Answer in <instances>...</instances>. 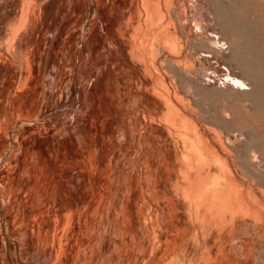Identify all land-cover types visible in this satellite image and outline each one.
I'll return each instance as SVG.
<instances>
[{
  "label": "bare ground",
  "instance_id": "obj_1",
  "mask_svg": "<svg viewBox=\"0 0 264 264\" xmlns=\"http://www.w3.org/2000/svg\"><path fill=\"white\" fill-rule=\"evenodd\" d=\"M10 1L13 14L10 13L12 15L9 14L7 17L4 15L5 12H3L4 19L0 21V141L5 139L7 144V141H9L7 139L8 132H5L8 127L10 128L13 126V122H16L15 124H19L25 118H33V115L35 114H37L36 117H38L40 105L42 103L45 104V110L42 111L41 115L43 121H39V124H41L42 127V130L40 129L41 133L39 134L37 127L30 129L27 128L28 131L22 139V141L26 143L21 141L25 145L24 151L25 149L30 152L31 150L35 152L38 151V155L36 153L34 154L37 155V159L36 156L34 158L35 165L31 164V166H34H32L33 169L29 168L30 165L28 166V163L30 162H28L27 157L30 155L26 156L27 153L26 155H23L21 162L22 169H24L22 173L26 174L32 179L35 185L34 190L36 189L37 192L41 193V196L38 199L39 203L44 206L42 210L46 208L45 213L41 212V215L37 214L28 220V225L31 226L33 232H35L34 239L37 237L38 240L35 241L32 238L27 239V232L25 235L23 232V234L21 233L20 230L22 228L24 229V227L21 228V225H19L21 222L18 223L16 219H14V222L10 225H8L9 223L6 224L7 228L10 226L12 229L14 228L16 231H19L17 232L20 234H18V239L21 245H25L22 252L24 253L25 250V252L30 256L32 262L35 264H77L79 258H82L81 253L87 249V246L86 248L83 246L85 241H87V238L89 236L92 238V235H99V232L101 231L100 226L102 223L100 222L104 217L105 212L103 213V209L105 210V205H113L116 202L118 204L119 200L117 195L119 192L116 190V188L120 189V192L124 191V195L121 194L123 199H121V195L119 198L121 199V202H126L128 204L135 202L133 200V196L137 193V191L140 192L142 190H152V188H155L156 185V187H162V192H164V195L167 198L169 194L178 200L184 199L185 194L182 195L183 197L179 194V182L178 179H175L177 177L173 175L171 159L173 156L176 157L177 154L182 153L181 151L177 153L174 150L175 144L173 145L172 143L174 140L176 141V139H182L179 137H183L185 133H178L177 135L175 132L178 130H175L174 133L176 135L173 134V136V128L183 129V131L188 134V137L195 143V148L198 149L200 156H202L201 160H204L205 162L204 164L206 166H204L207 169L206 172H212V170L215 169L222 172L223 174L225 172L230 174L239 173L240 175H243L253 181V183L255 181V185H264V138H261L260 135H258L260 134L259 131L257 133L252 128H238L235 126L237 122L239 123V121L236 120L235 114V112L237 113L238 110L242 111L243 113H247L249 116L258 114L264 115V38H262V32L264 31L262 30V34H260L259 31L262 28L259 29V27H262V23L259 25L258 21L260 20V17L258 19V16L255 12L257 11L255 8H257L259 5L256 7L257 4H255L254 8V4L250 3L249 0H231L230 5L225 4L226 0H185V2H182L181 0H0V4L4 5L8 2L10 3ZM227 1L230 3L229 0ZM58 2L59 4L61 3V6L59 5L60 13H58L63 16V19L61 18L60 21L57 22L56 20L59 17L58 14L57 18L54 17L56 20L51 19L50 22V20L48 21L47 16L52 13V9L55 8V5ZM186 2L188 4L194 2V4L198 7L196 9L199 10L201 17L204 19L203 21L206 24L205 26L207 27L206 35V31L203 30L205 31L203 32L205 35V37L203 35L204 38L199 37L201 32H198V28L203 27L202 29H206V27H204L202 20L199 21L197 17L192 16V13H194L193 15H197V11L194 12L195 9L192 10L191 16L193 17V21L195 23L194 27H198L196 31L199 34H197L196 31L195 32L200 39H193L192 35L195 32L192 31V26L187 28L190 25V20H188L187 16L189 11H187L185 6ZM255 3L258 2L255 1ZM97 4L98 7L96 6ZM95 6L97 7L96 10ZM3 7H5V5ZM191 7L189 8L190 11L193 9ZM7 9L8 8L6 5V10ZM4 10L5 9H3V11ZM91 14H94V17L92 20H90L87 27L85 28L86 21ZM1 16L2 15H0V17ZM53 16H55V13ZM74 24H77V26L72 29ZM67 30L68 32L65 34V31ZM191 32L192 34L190 35ZM208 32L210 34H208ZM55 40H57V42ZM44 42H46L48 45L45 57L43 56L44 51H42V49L44 50V47L46 46ZM78 43H81L80 51L78 49L80 44ZM43 44L45 46L41 48ZM76 44H78V46ZM67 45L71 46L68 48L69 58L67 57L66 51L64 49V46L67 47ZM75 46H77V49ZM228 49H230V51H228ZM43 61L45 62L43 63ZM67 61L69 62L67 63ZM79 61H82V63L81 66L77 68V66H79ZM89 61H94V67L97 69L96 72L88 69ZM120 61H123L126 66L133 65L132 62L139 63V73L141 77L140 83L138 78H135V76L130 73L127 68H121L118 66ZM105 63L107 66H105ZM41 64L43 66H41ZM37 65H39V70ZM168 79H170V81ZM125 80H127L126 83ZM143 80L145 82L149 80L150 87L148 85L146 86ZM148 82L146 84H148ZM137 84L138 93L135 94L136 89L134 90V86ZM83 89L84 91L82 92L81 90ZM48 95L50 98L47 97ZM212 98L222 99L226 102L225 106L220 110H218L219 108H216L217 110H211L212 106L209 103ZM113 100L117 102V104L115 103L114 105L117 107L119 119L122 123L117 135L115 134L116 131L113 128L114 122L112 120L114 113L112 107ZM145 102H147L150 106L145 105ZM134 103L138 106L141 105L140 107L143 108H141L142 110L139 111L141 116H139L140 113H138V116L140 118L142 117V121H139L141 125L138 123L139 117L137 119V117L135 118L133 114L132 106ZM17 105L19 106L16 108ZM194 106L196 108H194ZM49 107H53V110L50 109V111L52 110L51 113L48 110ZM196 109H199L200 111ZM47 110L50 114L49 117L44 115H49L47 114ZM43 116L47 117V119L44 120ZM241 118L242 117H240V120ZM56 119L59 121V123L52 126L51 123H54ZM199 121L202 122V127L204 129H200V126L197 125L196 122ZM214 129H219L220 133L216 132ZM37 132L40 136H36L38 135ZM21 138H19V140ZM117 138L121 141L120 146L123 144V147H119L118 145L120 148L118 155H121L119 161L123 158L126 160L124 161V166H122L124 168H122L121 165L117 166L118 155L115 154L114 150V143ZM91 144H95L96 150L99 149V154L96 153V150H93ZM28 146H30V148ZM4 150L8 151L9 148L5 147ZM130 150H132V153L135 152L133 157L128 154ZM177 151L179 150L177 149ZM233 157L234 159L238 158L239 161L237 159L238 162L235 163L233 161ZM176 161L178 162V160ZM177 164L178 163H176V167L178 166ZM191 164L192 163H190V166ZM18 166L21 167L19 163ZM84 167H87L89 170L87 169V171H85ZM192 167L193 166H191V168ZM193 168L191 169L192 171L190 170L191 172L196 173L199 170H195L196 167L194 170ZM19 170H21V168ZM177 171L178 170L176 169L174 173H177ZM156 174L160 176L158 177V181H156L157 184H154L155 182L153 181L154 179L151 178V175ZM179 174L181 173L177 174L178 177L180 176ZM189 174H184L185 177L181 174V177L184 178L183 180H186L185 178L188 176L189 179H191ZM118 176L122 177V179ZM207 176L209 177V175ZM200 177L199 180L205 181L204 177H202L204 180ZM221 177L222 176H220V178ZM26 178L28 179V177ZM137 178H139L140 182ZM218 178L219 176H217L216 179ZM220 178L219 182L224 180L223 178L220 180ZM229 178L231 180L229 181L232 182L234 181L235 177H226L227 180ZM231 178H233V180ZM236 179L246 182V180L241 177ZM194 180L195 178L193 181ZM199 180L198 182L195 180V183L203 185L199 182ZM30 181L31 180L28 182L30 183ZM219 182L218 185L220 184ZM9 183H11V181ZM14 183H16V179L15 181L12 180V185L9 184L11 189H14ZM192 183L190 187H193ZM234 183H236V181L232 184ZM180 184H182V182ZM232 184L229 185L231 186ZM189 185H187L188 188ZM218 185L216 183V186ZM225 185L227 184L225 183ZM229 185H227V187H229ZM234 185L236 186V184ZM249 187L247 186V188ZM229 190H231V188L228 189L227 192H230ZM31 192L30 194H33ZM206 192L209 193V191ZM184 193H186V191ZM214 193H212L213 196L215 195ZM239 193L242 194L241 190ZM148 194L143 195V197L139 195L142 198L140 202L143 203L144 200H150ZM151 194L154 193L151 192L150 196H152ZM202 195L205 194L202 193ZM242 195L241 197L244 196ZM206 196L210 197L209 195ZM225 196H222L221 198L223 201H225ZM214 197H216V195ZM228 197L229 196H227V198ZM241 197H237L236 199L235 196L234 199L238 200ZM250 197L251 196L249 195V204ZM257 197L259 198V196ZM34 198L32 200H34ZM152 198L154 197L152 196ZM167 198L165 199L166 213L164 214L167 219L172 220L173 223H175L178 212L174 207L175 204L173 205L171 203L172 200H167ZM185 198L186 199L180 202L185 201L184 203L186 204L187 201L188 203V194ZM199 199L200 197L197 198V200ZM244 199L241 198L242 202L239 203L241 201L239 200L238 204H242L241 206H243L245 203L243 202ZM162 201H164L163 198ZM193 201L195 200H192L191 203ZM203 201L206 202V200ZM221 202L222 200H220V203ZM34 203H36V201ZM184 203H182L183 206H185ZM218 203L219 202H215L214 205L217 204L219 206L220 204ZM234 203H236V201ZM257 203L259 204L260 200L257 201ZM153 204L151 206L155 207ZM162 205L164 204L162 203ZM201 205H198L197 203V207H195V209ZM224 205H226V203ZM245 205H247V202ZM30 206L31 205H29V207ZM116 206L117 205L114 207L116 208ZM134 206H137V204ZM218 206H213V209H218ZM237 206L236 210L238 209ZM256 206L261 207V205ZM34 207L32 209H34ZM128 207L125 206V208ZM223 207L224 206H222V208ZM248 207L245 206L247 213L249 211L248 214L245 213L247 214L246 216H249L251 209L254 208L253 206L252 208ZM149 208L153 210L152 207ZM157 208L160 207H156V210L159 211ZM186 208H188V206ZM224 208L227 209L226 206ZM160 209V211H162V208ZM219 209L217 211H220ZM225 209H221L223 214ZM28 210L32 211L31 213H33V210H30V208ZM35 210L36 208L34 211ZM119 210H121V208ZM125 211L128 210L126 209ZM137 211L139 212V210ZM197 211H199V208ZM238 211L239 210H237V212ZM252 211L254 212L256 210L253 209ZM260 211H262V209ZM117 212L118 209L114 210L112 212V216L117 215ZM153 212L154 211H152V213ZM202 212L199 213V215H207V213ZM222 212L220 211V213H218L222 215ZM244 212L242 211V217H245ZM139 213L137 217L140 219L141 217ZM142 213L140 214L142 215ZM229 213L230 212H228V214ZM149 214L147 216H149ZM219 214L215 217L217 214L212 213L214 220L215 218L218 220V218L221 217ZM262 214L263 213H261V216ZM132 215L133 214L131 213V216ZM233 215L235 216V214L232 212V216ZM125 216L126 215H124V218ZM151 216H153V214ZM205 216L204 219L206 218ZM213 216L211 217L212 220ZM258 216H256V221ZM161 217L159 219H161ZM201 217L202 216L196 217L195 215L197 220L194 221H199L197 224L202 223L203 221L200 222V220H202L200 219ZM223 217H225V215ZM148 218L147 220L145 219L144 223L146 224L144 226H142L143 222H139L141 225H139L138 228L141 231L143 237V239H141L142 241L140 242V246H143L146 243V237L149 234V230H151V226L149 225L150 223L148 224L150 218L149 220ZM151 218L153 219V217ZM253 218L255 217L253 216L252 219ZM261 218L262 217H260L259 220H262ZM121 219L120 223H122ZM143 219L141 221H144ZM163 219L165 218L162 217V221ZM234 219H236V217ZM113 220L111 221L113 222ZM105 221L106 219H104V222ZM162 221H159V223L162 224ZM222 221L224 222L226 220ZM115 222L116 224L118 223L117 221ZM127 222L128 220L126 221V225L128 224ZM133 222L135 221H129V225L127 226L126 230L128 231L127 235L130 238V244L135 241L133 238L137 237L131 234L132 231H130V229L135 226ZM166 222L170 223V221ZM216 222L217 221H215L214 224H216ZM204 223L206 222L204 221ZM1 224L0 233L2 232V234L0 235V243L2 242L3 244L6 238L4 237L5 229L3 226H1ZM187 224L189 225L188 222ZM236 224L234 223L233 225H235V227L240 226H236ZM204 225L206 227L208 226L206 224ZM204 225L202 223L201 226L204 228L201 226L200 228L205 230L206 228ZM174 226H176V224ZM157 227L156 229L161 230V227ZM211 227L214 228L215 226ZM221 227L222 228L219 231L222 233L224 228L223 226ZM163 228L165 227L163 226ZM203 229H201V231ZM115 230L117 232V229ZM169 230L170 229L167 230L166 228V232L163 233V230L160 235L159 233L161 231H159V233L155 232L157 234L156 238H154L155 235L152 233L151 238L153 237L155 239L153 242L160 240L163 244H167V242L170 244L168 236H171L172 233L169 234ZM211 230L212 232L214 231L213 229ZM114 231L112 230V232ZM175 231L177 234L178 230H174L173 234ZM181 231L183 232V230ZM181 231L178 233H181ZM224 231L222 236L224 234L228 235V232L224 233ZM233 231L235 232L234 229ZM109 233L111 234V232ZM259 233L260 232H258V234H254V236L257 238ZM100 234L102 235L101 232ZM214 234L217 235L215 231ZM244 234H246V232ZM132 235L134 237H132ZM222 236H220V238ZM108 237H110V235ZM176 237H174L175 240L173 242L177 241ZM178 237L179 240L182 238H180L179 235ZM99 238L100 237H98V240ZM118 238L119 236L112 234L108 241L109 247L115 250L114 256H116V251L119 253V250H121L120 253L123 252L126 264H132L131 258L134 253L130 252L132 251V249L129 248L130 245L125 246L128 244H125L126 240L125 243H121L122 241L118 242ZM139 238L136 239L138 240ZM231 238L228 237V240H232ZM202 239L203 238H201V240ZM199 240L196 242V246L199 245L197 244L200 243ZM222 240L220 242H222ZM217 241L215 240V242ZM161 242L158 243L161 244ZM149 243H152V241ZM95 244H97V241L93 244L94 247L96 246ZM205 244H209V241ZM220 244L221 243L218 244L220 247H224ZM156 245L154 244V247H151L152 251H150L152 252V255L153 248H155ZM213 245H215V243ZM93 246L91 247L93 248ZM219 246H216V252ZM9 247H7L6 252L5 241L4 252L8 255L5 257H9L8 260L5 259L6 263L17 264L11 261L15 259H11L9 255V250H11V248L9 249ZM131 247L133 246L131 245ZM157 247L159 248V246ZM202 247L209 249V247L204 245H202ZM240 248L244 253L246 249H249L246 248L244 243L240 244ZM137 249L140 250V248ZM155 249L154 251L157 252ZM67 250L68 254H70V256L68 255L69 257H66ZM201 250L202 252L207 253V250H204L203 248ZM210 250L211 247L208 251L209 256L212 253H210ZM16 251H18V248H16ZM134 251L135 249L132 252ZM197 251H199V248L198 250L196 248V252ZM220 251H222V249ZM12 252L13 250H11V254H13ZM92 252V254H94V250ZM151 252H149V254ZM170 253V256H172L173 252ZM195 254L196 253L192 255L198 256V253L196 255ZM204 254L201 253L200 255ZM117 255L122 257V254L121 256L120 254ZM154 255L156 256V253ZM212 255L215 257L216 254L213 253ZM231 255L233 256V253ZM140 256L141 254L139 257ZM232 256L229 257L232 258ZM116 257L118 258V256ZM164 257L167 258V255ZM201 257L199 256L200 259H203V257ZM229 257L227 258L228 260L226 259L227 262L231 260ZM117 258L116 260H118ZM152 258H154V256ZM161 258L162 256L158 258L159 261ZM173 258L175 259V257ZM91 259L92 258H90V260ZM93 259L96 260L97 256L96 259ZM93 259L92 261H94ZM158 259H156L155 262H157ZM194 259L197 260V257ZM106 260L104 262H107ZM223 260L224 259H222V261ZM18 261L21 262L20 259H18ZM111 261L112 260H110V262ZM152 261L151 263L153 264ZM199 261L201 262V260ZM171 262H174V260L172 261L171 259ZM215 262L213 261V263H211L214 264ZM0 263L2 264L1 257ZM85 263H87V261H85L84 264ZM112 264L121 263L120 261L119 263L118 261H115Z\"/></svg>",
  "mask_w": 264,
  "mask_h": 264
},
{
  "label": "rangeland",
  "instance_id": "obj_2",
  "mask_svg": "<svg viewBox=\"0 0 264 264\" xmlns=\"http://www.w3.org/2000/svg\"><path fill=\"white\" fill-rule=\"evenodd\" d=\"M182 2L184 1L185 2V0H181ZM230 1V3L226 0V2H225V4H231V0H229ZM250 1V3H253L254 5H253V7L255 8V4H257L256 5V7L257 8H255L257 11H255L256 12V15L258 16L257 18L259 19V17H260V20L258 21L259 22V25L261 24V26L262 27H259V29H261L259 32H260V34H264V32H262V30L264 31V0H249ZM255 1H257L258 3H255ZM261 2V3H260ZM9 3V2H8ZM4 4L5 5V7H3L4 5L3 4H0V12H1V14L0 15H2L0 18V21H2V19H4V16H3V12H5L6 13V11H7V13L5 14L4 13V15H6L7 17H8V15L10 14V13H12L13 14V9H12V6H11V1H10V3L9 4ZM263 3V4H262ZM58 4V5H57ZM56 5H55V8H53L52 10L54 11V9H55V11L53 12L52 11V13H53V15H54V13H55V16H53L52 15V13L50 14V15H48L49 16V18H48V16H47V19H48V21L50 20V22H51V19H55L54 17H58V14L60 13L59 11H60V6H61V3L59 4V2L57 3ZM6 5H7V10H6ZM11 7H10V6ZM60 5V6H59ZM189 5H190V7L191 8H193V9H191V11H190V7H189ZM2 6V7H1ZM97 7H98V4L96 5ZM95 6V10L97 9V7ZM186 8H187V11H189L188 13V20H190L189 21V23H190V25L187 27V28H189V27H191V28H193L192 29V31L193 32H195L196 30H197V28L196 27H194L195 26V23H194V21H193V17L192 16H194V17H197V19L199 20V21H203L204 19L201 17V15H200V12H199V10L198 9H196V8H198L195 4H194V2H192V3H190V4H188L187 2H186ZM3 9H5L4 11H3ZM12 9V10H11ZM59 9V10H58ZM195 9V10H194ZM9 10V11H8ZM192 10H194V12L195 11H197L196 13H197V15H193L194 13H192V16H191V12H192ZM11 11V12H10ZM57 12V13H56ZM59 12V13H58ZM12 14H10V15H12ZM200 15V16H199ZM261 15V16H260ZM51 16V17H50ZM60 17V18H59ZM59 17L57 18V22L58 21H60V19L63 17L61 14H59ZM94 17V14H91L90 16H89V18L87 19V21H86V26H85V28L87 27V25H88V23L90 22V20H92V18ZM191 17H192V19H191ZM63 19V18H62ZM47 21V22H48ZM262 21V22H261ZM49 23V22H48ZM63 24H65V23H63ZM203 24H204V27H206L205 25V22L203 21ZM75 26H77V24H74V26H72V29H74L75 28ZM190 28V29H191ZM203 27H201V28H198V32H201L200 34L197 32V34H199V37L200 38H202L203 37V35H204V33L203 32H205V35L207 34V27H206V29L204 28V29H202ZM201 29V30H200ZM203 30H205V31H203ZM68 32V30L67 31H65V34ZM196 32L195 33H193V39L195 38H197V39H200L199 37H198V35L196 34ZM262 32V33H261ZM192 34V32L190 33V35ZM208 34H210L209 32H208ZM262 34V38H264L263 35ZM205 35H204V37H205ZM203 37V38H204ZM56 42H57V40H55ZM45 43V45L43 44L42 45V47L41 48H43V46H45L44 47V50L42 49V51H44L43 52V56L45 57V55H46V51H47V47H48V45H47V43L46 42H44ZM74 44V43H73ZM78 44H80V46H79V51H80V49H81V43H78ZM78 44H76L77 46H78ZM69 45H71V44H69ZM69 45H67V47H65L64 46V49H65V51H66V54H67V57L69 58V52H68V48H70L71 46H69ZM77 46H75V48L77 47ZM86 48L88 49V47L86 46ZM77 49V48H76ZM78 51V50H77ZM78 51V52H79ZM228 51H230V49H228ZM227 51V52H228ZM65 54V55H66ZM42 62V61H41ZM45 61H43V63H44ZM69 61H67V63H68ZM80 62V63H79ZM78 62V65L79 66H77V68L78 67H80L81 66V63H82V61H79ZM133 63V65H127L126 66V64L122 61H120L119 62V64H118V66L119 67H121V68H127L129 71H130V73H132L134 76H135V78H138V81H139V83H140V81H141V77H140V67H139V63L137 62H132ZM91 64V65H90ZM95 63H94V61H89L88 62V69L89 70H91V71H94V72H96V68L94 67L95 65H94ZM48 65V64H47ZM41 66H43L42 64H41ZM105 66H107V64L105 63ZM139 68H138V67ZM48 67V66H47ZM37 68H38V70H39V65H37ZM93 68V69H92ZM134 68H136V69H134ZM131 69H132V71H131ZM135 71H136V74H135ZM134 72V73H133ZM139 75V76H138ZM144 80H146V79H144ZM143 80V81H144ZM169 81H170V79H168ZM149 81V80H148ZM147 81V82H148ZM127 82V80H125V83ZM145 82V81H144ZM147 82H145V85L147 86H149L150 85V81L148 82V84H146ZM138 84L137 85H135L134 86V90H135V94H137L138 92ZM150 87V86H149ZM80 91V90H79ZM82 92L84 91V89L83 90H81ZM214 96V95H213ZM48 98H50V96L48 95L47 96ZM21 98V97H20ZM20 101H22L21 99H19ZM215 100V101H214ZM216 100H217V102H216ZM19 101V102H20ZM214 101V102H213ZM219 102V103H218ZM117 104V102L115 101V100H113V102H112V107H113V110H114V113H113V116H112V120H113V124H114V126H113V128H114V130L116 131L115 132V134L117 135L118 134V131H119V129H120V127H121V125H122V123H121V121H120V119H119V112L117 111V107H115V105L114 104ZM225 101H223L222 99H218V98H212V100L210 101V103L209 104H211V106H212V109L211 108H209V109H211V110H215L216 108H219L218 110H220V109H222L224 106H225ZM145 105H147V106H150L147 102H145L144 103ZM44 103H42L41 105H40V109H39V115H38V117H36V115L37 114H35V115H33V118H25L23 121H21V123H17V124H15L16 122H13V126H11L10 128L8 127V129L6 130V132L5 133H7V139L9 140V141H7V144H6V141H5V139H2L1 141H0V224H1V226H3V228L5 229L4 231H5V241H6V252H7V247H9V249L11 248V250H13V254H11V250H9V255H10V257H11V259L13 258V259H15V260H11V261H13L14 263H17V264H35L34 262H32V260H31V258H30V256L25 252V250H24V253L22 252V250L24 249V247H25V245H21V243H20V241H19V236H18V234L19 233H17V232H19V231H16L14 228V230L9 226V228H7V226H6V224L7 223H9L8 225H10L11 223H13L14 222V219H16L17 221H18V223L19 222H21V223H19V225H21V228L22 227H24V229L22 228L20 231H21V233L23 232L24 233V235H25V233H26V235H27V239H34V235H35V232H33V230H32V227L31 226H29L28 225V220H29V218H33V216H35V215H37V214H42L41 212H46V208H44V210H42L43 209V205H41L40 203H39V197L41 196L40 194V192H37V190L35 191L34 190V188H35V185H34V183H33V181H32V179L29 177V176H27L26 174H24V173H22L23 172V170L24 169H22V166H21V162H22V157H23V155H26V153H27V155L26 156H28V155H30V156H28L27 158V160H28V162H30V163H28V166H29V168H32V166L33 165H35L34 164V158H35V156H36V159H37V155H38V151H33V150H31V152L30 151H28L27 149H25V151H24V147H25V145L23 144V143H26V142H23L22 141V139H23V137L26 135V133H27V128L28 129H30V128H35V127H37V129H38V132H39V134L41 133V124H39V121H43L42 120V111L43 110H45V107H44ZM19 105H17L16 106V108L18 107ZM117 106V105H116ZM141 106V105H140ZM140 106H138L137 104H133V106H132V109H133V114H134V116H135V118L137 117V119H138V117L139 116H141V113L139 112L140 110H142L143 108L142 107H140ZM216 106V107H215ZM138 107H139V109H138ZM208 107H210V106H208ZM213 107H215V108H213ZM142 108V109H141ZM194 108H196L195 106H194ZM50 109H52L53 110V107L51 108V107H49L48 108V110L50 111ZM47 110V114H49V111ZM51 110V111H52ZM196 110H199V109H196ZM217 110V109H216ZM51 111H50V113H51ZM200 111V110H199ZM196 112H198V111H196ZM138 113H140V115L138 114ZM232 114V113H231ZM235 114H236V120L237 121H239V123L237 122V124H235V126H237L238 128H252L255 132H257L258 133V131H259V133L260 134H258V135H260V137L262 138H264V115L263 114H258V115H247V113H243L242 111H240V110H238V112L236 113L235 112ZM45 116H50V114L49 115H46V114H44ZM62 115V114H61ZM139 115V116H138ZM45 116H43L44 117V120L45 119H47V117H45ZM240 117H242L241 118V120H240ZM17 119V118H16ZM18 120V119H17ZM15 121V120H14ZM27 121V122H26ZM139 121L141 122L142 121V117L140 118L139 117V119H138V123H139ZM18 122H20V121H18ZM29 122V123H28ZM57 122V123H56ZM59 123V121L56 119V121H54V123H51V125L52 126H54L55 124H58ZM116 123H117V125H116ZM197 123V125H199L200 127V129H204L202 126H203V124H202V122H196ZM242 125H241V124ZM119 124V125H118ZM142 124H143V122H142ZM37 125V126H36ZM39 125V126H38ZM139 125H141V123H139ZM214 126H216V125H214ZM64 127V126H63ZM118 127V128H117ZM217 127V126H216ZM115 128H117V129H115ZM217 128H219V127H217ZM41 129V130H40ZM175 130L177 131V132H175ZM179 130H181V131H179ZM216 132H219L220 133V131H219V129H214ZM183 129H181V128H177V129H175V128H173L172 129V135L174 134V135H178V133H180V134H184L185 133V135H183V137H179V138H182V139H176V141L174 140L173 141V145H174V150L178 153V152H182V153H179V154H177V156L176 157H172V159H171V168H172V170H173V175L175 176V177H177V178H175L176 180L178 179V182H179V194L182 196V195H184V199H186L185 197L187 196V194H188V203H187V201H186V204L184 203V202H180V201H182V200H184V199H180V200H178L177 198H174L173 196H171V195H169L168 194V198L164 195V192H162V187L160 186V187H156L155 186V188H152V190L151 189H149L150 190V192H149V190L147 191V190H145V191H143V193H142V191H140V192H138L137 191V193L133 196V200L135 201V202H133V203H131V204H128V203H124V202H121V199H123V196L122 195H124L123 194V192H120L119 190L120 189H118V188H116V190L119 192V194L118 193H116V194H118L117 195V197H118V200H119V202H118V204H117V202L116 203H114L113 205L112 204H106L105 205V210L103 209V213H104V217H103V219L101 220V222L100 223H102L101 224V228H100V232L102 233V235L100 234V232H99V235H101V236H99V235H95V236H93L92 235V238H90V236L87 238V241H85V244L83 245V246H85V248H86V246H87V249H86V251H84V252H82L81 254H82V258H84V259H82V258H79V260H78V262H77V264H84V262L85 261H87V263H85V264H93V263H95V264H103V263H107V264H112V263H114L115 261H118V263H119V261H120V263L121 264H126V261H125V256H124V254H123V252L122 253H120V251L121 250H119V253H117V251H116V256H118V258L116 257V256H114L115 255V250L114 249H112L111 247H109V243H108V241H109V239L111 238V236H112V234H114V235H116V236H119V238H118V242H120V241H122L121 243H125V240H126V243L125 244H127V245H125V246H129L130 245V249H132V251L135 249V251L134 252H132V251H130L131 253H134L133 255H132V261H131V263L132 264H134L135 262V264H152L151 263V261H152V259H153V263H154V261L156 260V259H158L162 254H163V249H164V245H163V243L159 240V241H157L156 240V242H153L155 239L154 238H156L157 236V234L156 233H159V231H161L160 233H159V235L162 233V231H163V233H165L166 232V228H167V230L168 229H170L168 232H171L172 234H171V236H170V238H171V241L173 242L175 239H174V237H176L177 236V234H176V231H175V233L173 234V232H174V230H178V231H181V230H183V232L185 233L184 235H186V236H184V237H180L181 239L180 240H182V241H180L179 240V238L178 237H176V240H179V242L178 241H175V242H171L170 244H169V254H168V256L170 255V252H172V251H178L179 249H183V247H184V249L187 247L188 249H193L192 247H191V245H193V247L195 248H199V249H204L205 247H202V245H205V242L204 241H206L207 239H209V238H212V237H214L213 235H216V234H214V231L218 234V232H220L219 230H221V226H223V228H224V226L226 225L225 223H227V221H229V219H230V223H232L231 224V226H230V232H229V235H231L232 236V238H231V236H230V238L232 239L231 241H232V245H233V247H234V254H235V261H236V264H264V224H263V220H264V211H263V207H264V199H263V197H264V185H260V186H258V184H256L255 185V181H254V183H253V181H251L250 179H248L247 177H245V176H243V175H240L239 173L237 174V173H232V174H230V173H222V172H220V171H218V170H212V172H206L207 171V169H206V165L204 164L205 162H204V160L202 161L201 160V158H202V156H200V154H199V152H198V149L197 148H195L196 147V145H195V143L188 137V134L185 132V131H183ZM38 132H37V134H38ZM176 134H175V133ZM36 135V136H40V135ZM43 134V133H42ZM41 134V135H42ZM179 134V135H180ZM173 135V136H174ZM187 135V136H186ZM185 136V137H184ZM22 137V138H21ZM19 138H21L20 140H19ZM23 143H22V142ZM5 142V143H4ZM178 142V143H177ZM21 143V144H20ZM120 143H121V141L117 138L116 140H115V143H114V146H115V154L116 155H118V151H119V147H123V144L120 146ZM181 143V144H180ZM194 145H193V144ZM4 144H6V145H4ZM99 144V143H98ZM117 146H116V145ZM24 145V146H23ZM118 145H119V147H118ZM179 145H180V147H179ZM27 146V145H26ZM98 146V145H97ZM5 147H7V148H9V150L8 151H6V150H4V148ZM29 148H30V146H28ZM91 147L93 148V150H96V146H95V144H91ZM117 147V148H116ZM99 148V147H98ZM118 149V150H117ZM177 149L179 150V151H177ZM181 149V150H180ZM27 150V151H26ZM98 150L99 149H97L96 150V153L97 154H99V152H98ZM24 152V153H23ZM117 152V153H116ZM37 154V155H34V154ZM22 156H21V155ZM128 154H130V156H132L133 157V155L135 154V152H133L132 153V150H130L129 152H128ZM180 154H182V155H180ZM25 156V157H26ZM181 156H183V157H181ZM128 157V156H127ZM30 158H31V160H30ZM117 158H118V162H117V166H120L121 165V167L122 166H124V164H125V162L124 161H126V160H124V158L123 159H121L120 161H119V159L121 158V155H118L117 156ZM125 159H126V157H125ZM129 159V158H128ZM237 159L238 158H235L234 159V157H233V161L235 162V163H237L238 161H239V159H238V161H237ZM176 160H178V162L176 161ZM236 160V161H235ZM122 161H123V165H122ZM182 161V162H181ZM33 162V163H32ZM18 163H19V165L21 166V167H19L18 166ZM176 163H178L177 165V167H181L180 169L179 168H177L176 167ZM190 163H192L191 164V166H193L194 168H195V170H197V169H199L196 173L195 172H191L192 170V168H191V166H190ZM31 164H33L32 166H31ZM180 165V166H179ZM184 165V166H183ZM189 165V166H188ZM205 165V166H204ZM24 167V166H23ZM34 167V166H33ZM198 167V168H197ZM21 168V170H19ZM122 168H124V167H122ZM191 168V169H190ZM194 168H193V170H194ZM203 168H204V170H203ZM33 169V168H32ZM87 167H84V170L85 171H87ZM93 169V168H92ZM176 169L178 170L177 171V173H174V171H176ZM89 170V169H88ZM124 170H126V169H124ZM184 172H183V171ZM191 170V171H190ZM201 170V171H200ZM181 171V172H180ZM186 171V172H185ZM190 174H189V173ZM200 172V173H199ZM202 172V173H201ZM178 173H181L183 176H184V174H186L187 173V175L189 174L190 175V177H191V179H189V176L187 177V175H186V177L188 178H185L186 180H183L184 178L183 177H181L182 175L181 174H179L180 176L178 177ZM194 174H196V175H194ZM209 175V177L207 176V175ZM212 174V175H211ZM229 174H230V176H229ZM200 175H201V177H200ZM206 175V176H205ZM236 175V176H235ZM15 176V177H14ZM155 176V177H154ZM160 175H151V178L152 179H154L153 181L155 182L154 184H157V182L156 181H158V177H159ZM193 176H194V178H195V180L198 182V180H199V177L200 178H202V177H204V179H205V181H202V180H199V182L200 183H202L203 185H201V184H199V183H195V180L193 181ZM199 176V177H198ZM211 176V177H210ZM217 176H219V178H220V176H222L221 178H220V180L223 178L224 180H221L220 182H219V178L218 179H216L217 178ZM235 177L234 178V181H232V182H230L231 180H230V178L227 180L226 179V177ZM11 177H13V178H11ZM26 177H28V179L26 178ZM118 177H120V176H118ZM185 177V176H184ZM206 177H208V178H206ZM216 177V178H215ZM239 177H241V178H243L244 180H246V182H243V181H241V180H239V179H236V178H239ZM11 178V179H10ZM16 179V183H14V189L12 188H10L9 186V184H11L12 185V180H14L15 181V179ZM121 179H122V177H120ZM180 178V179H179ZM196 178H198V179H196ZM233 178H231L232 180H233ZM245 178H247V179H245ZM138 179V181L140 182V180H139V178H137ZM203 179V178H202ZM203 179V180H204ZM217 180V182H216V180ZM29 180H31L30 181V183L28 182ZM187 180H188V182H187ZM226 180V181H225ZM230 180V181H229ZM11 181V183H9V182ZM26 181V182H25ZM187 182V183H185V182ZM192 181H193V183H192ZM215 181V182H214ZM228 181V182H227ZM236 181V183H234V184H236V186L234 185V184H232L233 182H235ZM241 181V182H240ZM182 182V184H180ZM184 182V183H183ZM215 183V184H213V183ZM218 182L220 183L219 185H218ZM223 182V183H222ZM248 182V183H247ZM252 182V183H251ZM9 183V184H8ZM191 183L193 184V187H190L191 186ZM216 183H217V185L218 186H216ZM221 183H222V185H221ZM225 183L227 184V185H229V184H232L231 186L229 185V187H227V185H225ZM238 183V184H237ZM244 183V184H243ZM252 184V185H250V184ZM8 184V185H7ZM16 184V185H15ZM190 184V185H189ZM195 184V185H194ZM255 185V187H254V185ZM187 185H189V188L187 187ZM214 187H213V186ZM243 185V186H242ZM245 185V186H244ZM225 186V187H224ZM247 186L250 188H247ZM16 187V188H15ZM200 187V188H199ZM202 187V188H201ZM210 187V188H209ZM223 187V188H222ZM227 187V188H226ZM244 187V188H243ZM246 187V188H245ZM251 187H253V188H251ZM259 187V188H258ZM261 187V188H260ZM263 187V188H262ZM191 188V189H190ZM199 188V189H198ZM214 188V189H213ZM218 189V191H217V189ZM220 188V189H219ZM227 189V190H225V189ZM231 188V190H229L230 192H227L228 191V189H230ZM237 188H239V189H237ZM183 189V190H182ZM200 189H201V191H200ZM203 189H205V190H203ZM213 189V190H212ZM225 191H224V190ZM253 189V190H252ZM255 189V190H254ZM259 189V190H258ZM121 190H123V189H121ZM154 190V191H153ZM159 190V191H158ZM182 190V191H181ZM215 190H216V192H217V194H216V192H215ZM241 190V192H242V194L244 195H242V194H240L239 193V191ZM245 190V191H244ZM32 191V192H31ZM34 191H35V193H34ZM155 191H156V193H155ZM163 191H165V190H163ZM186 191V193H184ZM206 191H209V193L208 192H206ZM210 191H211V193H210ZM232 191V192H231ZM252 191V192H251ZM13 192V193H12ZM30 192L31 193H33V194H30ZM148 192H149V194H148ZM151 192H153L154 194H151L154 198H152V196H150V193ZM206 192V193H205ZM215 192V193H214ZM222 192H223V194H222ZM236 192V193H235ZM239 194H238V193ZM248 193V192H250V193H248V194H246V193ZM142 193V194H141ZM199 193H201V194H199ZM202 193H204L205 195H202ZM212 193H214L215 195H216V197H214L213 195H212ZM220 193V194H219ZM226 193H227V195H226ZM230 195H229V194ZM245 193V194H244ZM258 195H257V194ZM122 194V195H121ZM146 194H148L149 195V198H150V200H144L143 201V203L142 202H140L141 201V197L139 196V195H141L142 197H143V195H146ZM30 195V196H29ZM34 197H36V195H37V197L36 198H34ZM121 195V199L119 198V196ZM155 195V196H154ZM201 195V196H200ZM206 195H209L210 197H208V196H206ZM226 195V196H225ZM239 195V196H238ZM241 195L243 196V197H241ZM249 195L251 196L250 197V204H249ZM262 195V196H261ZM137 196V197H136ZM164 196V197H163ZM203 196V197H202ZM215 198H213V197ZM217 196H218V198H217ZM222 196H225L224 197V200L225 201H227V202H225V201H223V199H221L222 198ZM227 196H229L228 198H227ZM235 196H236V199H237V197H241V198H243L244 199V197H245V199H244V201L243 202H247V205H245V203L243 204V206H241V205H239L238 204V202H239V200H241V198H239L238 200H235L234 198H235ZM257 196H259V198L257 197ZM183 197V196H182ZM200 197V199L199 200H197V198H199ZM207 197V198H206ZM13 200H12V199ZM34 198V200H32ZM137 198V199H136ZM160 198V199H159ZM162 198H163V200L164 201H162ZM167 198V200L169 199H171L170 201H171V203L174 205V207L176 208V211L178 212V214H177V216H176V222L175 223H173V221L172 220H169V219H167L166 217H165V214L164 213H166V206H165V199ZM193 198H196V199H193ZM29 199V200H28ZM36 199V200H35ZM158 199V200H157ZM191 199V200H190ZM201 199H202V201L203 200H206V202L205 201H201ZM217 199V200H216ZM227 199V200H226ZM256 199H259L260 200V203L258 204L257 203V201H259V200H256ZM262 199V200H261ZM16 200V201H15ZM192 200H195V201H193L192 203H191V201ZM199 201V202H197V201ZM214 202H212V201ZM220 200H222V202L220 203ZM229 200V201H228ZM33 201V202H32ZM36 201V203H34ZM157 201V202H156ZM236 201V203H234ZM253 201V202H252ZM261 201H262V203H261ZM16 202V203H15ZM31 202V203H30ZM196 202V203H195ZM200 202H202V203H200ZM208 202V203H207ZM215 202L217 203V202H219L218 204H220L221 205V207H220V205L218 206L217 204L216 205H214L215 204ZM226 203V205H224L225 203ZM242 202V200L239 202V203H241ZM10 203V204H9ZM26 203V204H25ZM34 203V204H33ZM53 203V202H52ZM121 205H120V204ZM142 203V204H141ZM153 203H155V204H153ZM162 203L164 204V205H162ZM182 203H184L185 204V206H183V204ZM197 203H198V205L200 204H202L201 206H199L198 208H199V211H197V209L198 208H196L195 209V207H197L196 205H197ZM205 203V204H204ZM211 203V204H210ZM24 204V205H23ZM27 204H28V206H27ZM125 204V205H124ZM128 204V205H127ZM137 204V206H134V205H136ZM155 205V207L154 206H151V205ZM158 206H157V205ZM182 204V205H181ZM196 204V205H195ZM204 204V205H203ZM236 204V205H235ZM249 204V205H248ZM253 204V205H252ZM29 205H31L30 207H29ZM36 205V206H35ZM38 205H41V206H38ZM112 205V206H111ZM115 205H117L116 206V208L114 207ZM122 205H123V207H122ZM146 205V206H145ZM148 205H150V206H148ZM188 206V208H186L187 206ZM210 205H211V207H210ZM237 205H239V206H237ZM249 206L248 208H252V206L254 207V206H256V205H261V207H259V206H256V207H254V208H252L251 209V211H250V214H249V216H246L248 213H249V211H248V213H247V209L245 210V206ZM9 206V207H8ZM35 206V207H34ZM38 206V207H37ZM106 206H107V208H106ZM125 206L126 207H128V206H130V207H128V208H125ZM142 206V207H141ZM165 206V207H164ZM206 206V207H205ZM213 206L214 207H217L218 206V209H219V207H220V211L222 212V210L221 209H225L224 207L226 206V208L227 209H225V211H224V214H223V212H222V215H220L219 213H220V211H217L218 209H216V210H214L213 209ZM222 206H224L223 208H222ZM236 206H237V210H239L238 212H237V210H236ZM241 206V207H240ZM12 207V208H11ZM27 207V208H26ZM30 208V210H33V213H31L32 211H29L28 209ZM34 207V209L36 208V210L34 211V209H32ZM113 207V208H112ZM145 207V208H144ZM147 207V208H146ZM149 207H152V209L153 210H151V208H149ZM156 207H160V208H162V211H160L161 209L160 208H157V209H159V211L158 210H156ZM201 207V208H200ZM205 207V208H204ZM232 207H233V209H232ZM244 207V208H243ZM9 208V209H8ZM39 208V209H38ZM121 208V210H119ZM138 208V209H137ZM144 208V209H143ZM165 208V209H164ZM210 208V209H209ZM213 210H212V209ZM229 208H231V209H229ZM235 208V209H234ZM243 208V209H242ZM8 209V210H7ZM117 210L118 209V212H117V215H115V216H112V212L114 211V210ZM124 210V213H123V210ZM128 210V211H125V210ZM148 209V210H147ZM150 209V210H149ZM164 209V210H163ZM187 209V210H186ZM203 209V210H202ZM256 210V211H252V210ZM262 209V211H260ZM37 210H38V213H37ZM40 210V211H39ZM113 210V211H112ZM137 210H139V212L140 213H142V215L137 211ZM145 210V211H144ZM147 210V211H146ZM204 210H205V212H204ZM212 210V211H211ZM230 210V211H229ZM250 210V209H249ZM9 211V212H8ZM123 213V216H122V213ZM136 211V212H135ZM142 211V212H141ZM149 211H150V214H149ZM152 211H154L153 213H152ZM207 213V215L206 214H200L199 215V213ZM214 211V212H213ZM242 211L244 212V211H246V212H244V215H245V217L243 216L242 217V215H243V213H242ZM258 211V212H257ZM35 212V213H34ZM139 213V215H140V219H139V217H137L138 216V213ZM147 212V213H146ZM159 213V212H161V213H159V214H157V213ZM196 212V213H195ZM197 212H198V214H197ZM219 212V213H218ZM228 212H230L229 214H228ZM232 212L235 214V216L233 215L232 216ZM31 213V214H30ZM131 213L134 215H132L131 216ZM135 213H136V217H135ZM212 213H215V214H217V215H215V217L216 216H218V214L221 216V217H219L220 218V220H219V218H218V220L215 218V220H214V214L212 215ZM240 213V214H239ZM245 213H247V214H245ZM252 213H254V214H252ZM261 213H263L262 214V216H261ZM9 214V215H8ZM121 214V215H120ZM149 214V216H151L152 214H153V216H151V217H153V219L151 218V217H149V216H147ZM155 214V215H154ZM192 214V215H191ZM227 214V215H226ZM238 214V215H237ZM252 214V215H251ZM255 214H256V216H258V215H260V216H258L257 217V221H256V216H255ZM30 215V216H29ZM106 215V216H105ZM124 215H126L125 216V218H124ZM145 215V216H144ZM156 215H158V216H156ZM161 215H162V217L163 218H165V219H163V221H162V217H161ZM195 215H196V217H199V216H202L200 219H202V220H200L199 218V220H200V222L201 221H203L202 223H203V225L204 224H206V225H208V226H210V227H206L205 225V230L203 229L204 227L203 226H201V224L202 223H198L197 224V222H199V221H194V220H197L196 218H195ZM206 215V216H205ZM225 215V217H223ZM232 217H231V216ZM237 215V216H236ZM119 216V217H118ZM147 216V217H146ZM161 217V219H159L160 217ZM194 216V217H193ZM204 216L206 217L205 219H204ZM213 216V220L211 219V217ZM255 217V218H253L252 219V217ZM26 219H25V218ZM113 217H114V220H113ZM145 217V218H144ZM150 218V221L148 222V224L151 226L150 228H151V230H149V234H148V236L146 237L147 238V240H146V243L143 245V246H140L141 245V239H143V237H142V233H141V231L139 230V228H138V226L139 225H141V223L143 222H145V219L147 220V218ZM155 217H156V219H155ZM192 217V218H191ZM223 217V218H222ZM236 217V219H234V218ZM241 217V218H240ZM251 217V218H250ZM260 217H262L261 219L262 220H259L260 219ZM122 218V219H121ZM124 218V219H123ZM127 218V219H126ZM144 218V219H143ZM149 218H148V220H149ZM190 218H191V220H190ZM232 218V219H231ZM245 218H247V219H245ZM21 219H22V221H21ZM104 219H106V221L104 222ZM119 219V220H118ZM120 219L122 220V223H120L121 221H120ZM126 219V220H125ZM144 220V221H141V220ZM155 219V220H154ZM167 219V220H166ZM234 219V220H233ZM252 219V220H251ZM3 220V221H2ZM26 220V221H25ZM108 220V221H107ZM111 220H113V222L111 221ZM124 220V221H123ZM128 220V224L126 225V221ZM131 220H134L135 222H133V224L135 225L134 227H132L133 228V230H132V228L130 229V231H132V233L131 234H133L134 236H137V237H134L133 235H132V237H134L133 239H135V241H133L132 242V244H130V242H129V236L127 235L128 233V231H126L127 230V226L129 225V221H131ZM154 222H152V221ZM188 220V221H187ZM222 220H226V221H222ZM248 220V221H247ZM251 220V221H250ZM8 221V222H7ZM115 221H117L118 223L116 224V222ZM159 221H162V224L163 223H165L166 221H170V223H165V224H161V223H159ZM172 221V222H171ZM190 221V222H189ZM204 221L206 222V223H204ZM210 221H211V223H210ZM215 221H219L218 223L216 222V224H214L215 223ZM232 221V222H231ZM234 221V222H233ZM259 221H261V222H259ZM108 222H109V224H108ZM111 222H112V226H111ZM139 222H141V223H139ZM156 222V223H155ZM187 222L189 223V225L187 224ZM207 222H208V224H207ZM221 222V223H220ZM238 222V223H237ZM250 222H251V224H250ZM255 222V223H254ZM123 223H124V225H123ZM142 223V226H144L146 223H144L143 224ZM151 223H152V225H151ZM157 223H158V225H157ZM172 223V224H171ZM210 223V224H209ZM220 223V224H219ZM224 225H223V224ZM236 224V226L237 225H240V226H238V227H235V225H233V224ZM258 223V224H257ZM261 223V224H260ZM27 224V225H26ZM114 224V225H113ZM120 224V225H119ZM161 224V225H160ZM170 226H169V225ZM176 224V226H174ZM212 224H214V225H212ZM219 224V225H218ZM256 224V225H255ZM25 225V226H24ZM106 225V226H105ZM117 225H119V226H121V227H119V226H117ZM126 225V226H125ZM155 225H157L158 227H161V230L160 229H156V227L157 226H155ZM217 225V226H216ZM221 225V226H220ZM250 225H252V226H250ZM262 225V226H261ZM26 226H28L29 227V229H28V227H26ZM117 226V227H116ZM163 226L165 227V228H163ZM200 226L201 227H203V228H200ZM211 226H215L214 228H212ZM220 228H219V227ZM233 226V227H232ZM256 226V227H255ZM103 227V228H102ZM117 229V232H116V230L114 229ZM130 227V226H129ZM157 227V228H158ZM170 227V228H169ZM190 227V228H189ZM218 229H217V228ZM235 227V228H234ZM242 227H243V229H242ZM247 227V228H246ZM262 227V228H261ZM11 228V229H10ZM30 228H31V230H30ZM155 228V229H154ZM177 228V229H176ZM200 228V229H199ZM209 228H211V229H213L214 231L212 232V230L211 229H209V230H211V231H209L208 229ZM232 228V229H231ZM10 229V230H9ZM26 229H28V230H26ZM119 229V230H118ZM201 229H203L202 231H203V234H202V231H201ZM216 229V230H215ZM233 229L235 230V232L233 231ZM236 229H237V232H236ZM12 230V231H11ZM112 230L114 231V232H112ZM121 230V231H120ZM153 230H155V231H153ZM191 230V231H190ZM206 230H207V232H206ZM218 230V231H217ZM232 230V231H231ZM238 230H242L241 232H243V233H241L240 231H238ZM1 231V230H0ZM126 231V232H125ZM158 231V232H157ZM177 231V232H178ZM208 231H209V233H208ZM254 231H255V233H254ZM105 232V233H104ZM109 232H111V234L109 233ZM134 232V233H133ZM135 232H136V234H135ZM156 232V233H155ZM182 232V231H181ZM234 232V233H233ZM240 232V233H239ZM246 232V234H244ZM258 232H260L259 233V236L256 238V236H254V234H258ZM263 232V233H262ZM16 233V234H15ZM22 233V234H23ZM30 233V234H29ZM122 233V234H121ZM151 233V234H150ZM152 233L155 235L154 236V238L152 237L151 238V236H152ZM206 233V234H205ZM207 233H208V235H207ZM212 233H213V235H212ZM221 233V232H220ZM236 233V234H235ZM2 234V232L0 233V235ZM126 234V235H125ZM141 234V235H140ZM170 234V233H169ZM168 234V235H169ZM176 234V235H175ZM233 234V235H232ZM240 234V235H239ZM20 235V234H19ZM110 235V237H108ZM125 235V236H124ZM138 235H139V237H138ZM174 235V236H173ZM212 235V236H211ZM234 235H236V236H234ZM239 235V236H238ZM244 235H245V237H244ZM126 236H127V238H126ZM187 236H189V237H187ZM207 238H206V237ZM210 236V237H209ZM97 237V238H96ZM98 237H100L99 238V240H98ZM131 237V238H132ZM187 237V238H186ZM261 237V238H260ZM1 238V237H0ZM136 238H139L138 240L136 239ZM151 238V239H150ZM197 238H206V239H204V244H203V242L201 243H197V244H199V245H197L196 246V242H198V241H196V239ZM235 238V239H234ZM243 238L245 239V241H243ZM97 241V244H95L96 246L94 247L93 246V244L94 243H96V241ZM159 239V238H158ZM35 241H37L38 240V238L37 237H35V239H34ZM91 240H92V242H91ZM203 240V239H202ZM259 240V241H258ZM1 241V240H0ZM5 241H4V243H5ZM8 241V242H7ZM93 241H94V243H93ZM152 241V243H149V242H151ZM192 241V242H191ZM234 241V242H233ZM69 242V241H68ZM88 242V243H87ZM100 242V243H99ZM138 242V243H137ZM158 242H161V244L160 243H158ZM178 242V243H177ZM186 242V243H185ZM258 242V243H257ZM4 243L2 244V242L0 243V257H1V262H2V264H7L6 263V260H8L9 259V257L7 258V257H5V256H8L7 254H5V252H4ZM18 243V244H17ZM70 243V242H69ZM104 243V244H103ZM140 243V244H139ZM148 243H149V245H148ZM156 245L155 246V248H153V255H152V249H151V247H154V244ZM177 243V244H176ZM243 244V243H245V245H246V248H249V249H246V251H245V253L243 252V251H241V248H240V244ZM263 243V244H262ZM90 244H91V246H93V248L90 246ZM101 244V245H100ZM136 244V245H135ZM151 244V245H150ZM160 244V245H159ZM172 244H174V245H172ZM18 245V246H17ZM105 245V246H104ZM131 245L133 246V247H131ZM147 245V246H146ZM175 245H176V247H175ZM180 245H181V248H180ZM186 245V246H185ZM135 246V247H134ZM137 246V247H136ZM157 246H159V248L157 247ZM178 246V247H177ZM257 246V247H256ZM88 247H89V249H88ZM107 247H108V250H107ZM149 247H150V249H149ZM16 248H18V251H16ZM137 248H140V250L139 249H137ZM141 248H143V249H141ZM170 248H171V250L173 249V248H175V249H173L172 251H170ZM256 248H257V250H256ZM104 249H105V251H104ZM136 249H137V251H136ZM154 249L155 250H157V252L156 251H154ZM89 252H88V251ZM94 250V254H92L93 252L92 251ZM151 250V251H150ZM256 250V251H255ZM108 251V252H107ZM146 251V252H145ZM67 252V256L66 257H69L70 256V254H68V250L66 251ZM86 252V253H85ZM95 252H96V254H95ZM99 252V253H98ZM112 252V253H111ZM137 252V253H136ZM149 252H151L150 254H149ZM259 252V253H258ZM104 253V254H103ZM105 253H107V254H105ZM156 253V256L154 255ZM257 253V254H256ZM92 254V255H91ZM99 254V255H98ZM117 254H120V256H121V254H122V257H119V255H117ZM137 256H136V255ZM141 254V256L139 257V255ZM255 254V255H254ZM12 255V256H11ZM69 255V256H68ZM94 255H96L97 256V259H96V256H94ZM105 255V256H104ZM107 255V256H106ZM113 255V256H112ZM142 255H145V256H142ZM149 255H151V256H149ZM246 257H245V256ZM253 255V256H252ZM256 255H258V256H256ZM134 256H135V258H134ZM154 256V258H152ZM5 257V258H4ZM29 257V258H28ZM103 257V258H102ZM112 257V258H111ZM137 257V258H136ZM142 257H144V258H142ZM151 257V258H150ZM252 257V258H251ZM90 258H95L96 260H94V261H92V259L90 260ZM116 258L118 259V260H116ZM150 258V259H149ZM6 259V260H5ZM18 259H20V261L21 262H19L18 261ZM106 259H108V260H106L107 262H104ZM121 259V260H120ZM135 259H136V261H135ZM145 259H146V262H145ZM149 259V260H148ZM161 259H163V255H162V258ZM82 260H83V262H82ZM100 260V261H99ZM110 260H112L111 262H110ZM142 260H143V262H145V263H143L142 262ZM259 260V261H258ZM34 261V260H33ZM103 261V262H102ZM114 261V262H113ZM148 261V262H147ZM108 262H110V263H108ZM259 262V263H258ZM1 264V263H0ZM13 264V263H12Z\"/></svg>",
  "mask_w": 264,
  "mask_h": 264
},
{
  "label": "crops",
  "instance_id": "obj_3",
  "mask_svg": "<svg viewBox=\"0 0 264 264\" xmlns=\"http://www.w3.org/2000/svg\"><path fill=\"white\" fill-rule=\"evenodd\" d=\"M228 222V225H227V223H225L226 225H225V227H224V230L226 231H224V233H227L228 232V235L226 234H224L223 236H222V234H223V231H222V233H218V234H220V235H216V236H214L215 237V240L217 241V239H218V241L217 242H215V240H214V237L213 238H210L209 240H206L205 241V243H207L208 241H209V244H205L204 246H206V247H209L210 245H212V246H210L211 247V250H210V256H209V249H210V247H209V249L207 248H204V250H207V253L206 252H202V250L201 249H199V251H197L196 252V248H194L193 247V245H191V247L192 248H194V249H188L187 247L184 249V247H183V249H179L178 251H172L173 253H172V256H170L171 255V253H170V255L168 256V250H169V243L167 242V244L166 243H164L163 245H164V249L163 250H165V251H163V257L164 256H166L167 255V258L166 257H164L163 258V260L162 259H160V261H159V259H158V261L157 262H155L154 261V263L153 264H156V263H158V264H190V263H192L193 264V262H194V264H200V263H202V264H212L213 263V261L215 262L214 264H223V262H224V264H236V261L234 260L235 259V254H234V247H233V245H232V241L231 240H228V237L230 238V235H229V229H230V226H231V223L229 222V221H227ZM229 223H230V225H229ZM226 228V229H225ZM178 232H180V231H178ZM177 232V237H178V235L181 237V236H184V232H181V233H178ZM170 234H171V232H170ZM220 236H222L221 238L224 240H222L221 238H220ZM228 236V237H227ZM216 237H217V239H216ZM179 238V237H178ZM227 238V239H226ZM168 239H169V242L171 243L172 241H171V238H170V236H168ZM200 239V240H199ZM200 241L201 243L204 241V238H203V240H201V238H197L196 239V241ZM222 240V242H223V244H222V242H220ZM178 241V240H177ZM180 241H182V240H180ZM229 241V242H228ZM243 241H245V239L243 238ZM211 242H213V243H211ZM215 243V245H213ZM219 243H221L220 245H223L224 247H220L218 244ZM217 244V245H216ZM245 244V243H244ZM166 245V246H165ZM214 246H215V248H214ZM216 246H219L218 247V249H217V252L215 251L216 250ZM227 246V247H226ZM246 246V245H245ZM166 247V248H165ZM231 249H230V248ZM180 248H181V246H180ZM214 248V249H213ZM229 248V249H228ZM212 249H213V251H212ZM222 249V251H220ZM170 250H171V248H170ZM197 250H198V248H197ZM224 250V251H223ZM227 252H226V251ZM230 250V251H229ZM194 251V252H193ZM201 251V252H200ZM167 253V254H166ZM194 253H198L197 255L198 256H193L194 255ZM204 254V253H206V254H204V255H200V254ZM216 254L215 255V257H213L214 255H212V254ZM233 253V256L231 255ZM166 254V255H165ZM193 254V255H192ZM195 254V255H196ZM225 254H227V255H225ZM174 255V256H173ZM212 255V256H211ZM162 256V255H161ZM199 256L201 257H203V259H200L199 258ZM224 256V257H223ZM232 256V258H230V257ZM169 257V258H168ZM173 257H175V259L173 258ZM182 257V258H181ZM195 257H197V260L196 259H194ZM201 257V258H202ZM221 257V258H220ZM226 257V258H225ZM230 258L231 260H229L228 262H227V258ZM233 257H234V259H233ZM160 258V257H159ZM190 258V259H189ZM198 258H199V260H201V262L198 260ZM211 258H213V259H211ZM216 258V259H215ZM171 259H172V261L174 260V262H171ZM222 259H224L223 261H222ZM227 259V260H226ZM190 260V261H189ZM192 260H193V262H192ZM203 260V261H202ZM211 260V261H210ZM170 261V262H169ZM200 263H199V262ZM205 261V262H204ZM219 261H220V263H219ZM233 261V262H232ZM212 262V263H211ZM232 262V263H231Z\"/></svg>",
  "mask_w": 264,
  "mask_h": 264
}]
</instances>
